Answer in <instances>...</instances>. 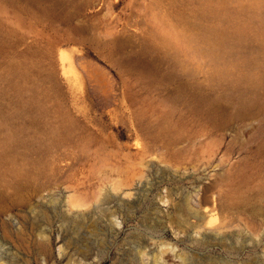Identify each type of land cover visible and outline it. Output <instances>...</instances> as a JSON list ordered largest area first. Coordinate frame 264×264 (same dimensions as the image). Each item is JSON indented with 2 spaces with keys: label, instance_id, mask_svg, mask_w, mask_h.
I'll use <instances>...</instances> for the list:
<instances>
[{
  "label": "rangeland",
  "instance_id": "obj_1",
  "mask_svg": "<svg viewBox=\"0 0 264 264\" xmlns=\"http://www.w3.org/2000/svg\"><path fill=\"white\" fill-rule=\"evenodd\" d=\"M158 261L264 264V0H0V264Z\"/></svg>",
  "mask_w": 264,
  "mask_h": 264
},
{
  "label": "bare ground",
  "instance_id": "obj_2",
  "mask_svg": "<svg viewBox=\"0 0 264 264\" xmlns=\"http://www.w3.org/2000/svg\"><path fill=\"white\" fill-rule=\"evenodd\" d=\"M214 210H215L214 208H211V209L208 211V214H209V213L211 214ZM210 214H209V215H210ZM214 215H215V214H214ZM211 217H213V214H212ZM61 251H62V247H60V253H61ZM84 264H86V263H84ZM157 264H168V263H166V262H164V261H158Z\"/></svg>",
  "mask_w": 264,
  "mask_h": 264
}]
</instances>
